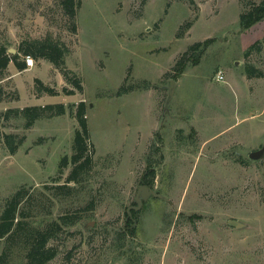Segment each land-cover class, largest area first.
Instances as JSON below:
<instances>
[{
  "label": "rangeland",
  "instance_id": "1",
  "mask_svg": "<svg viewBox=\"0 0 264 264\" xmlns=\"http://www.w3.org/2000/svg\"><path fill=\"white\" fill-rule=\"evenodd\" d=\"M78 1L77 33L59 0L0 3L2 39L13 49L49 35L65 42V68L84 86L45 59L25 71L12 62L0 82V219L9 199L28 193L23 230L1 241L3 264H27V234L54 222L47 264H264V20L240 25L263 0ZM207 40L204 52L190 49ZM37 80L58 95L38 94ZM82 101L95 165L68 183L73 166L60 163L73 155ZM56 103L67 113L30 129L4 116ZM7 134L24 138L15 154ZM142 187L150 196L139 206Z\"/></svg>",
  "mask_w": 264,
  "mask_h": 264
},
{
  "label": "trees",
  "instance_id": "2",
  "mask_svg": "<svg viewBox=\"0 0 264 264\" xmlns=\"http://www.w3.org/2000/svg\"><path fill=\"white\" fill-rule=\"evenodd\" d=\"M59 1L64 14L71 22L70 30L73 33H77V16L81 7V2L78 0ZM263 20L264 0L259 4H253L248 11L241 15L240 25L243 30H248ZM209 43L210 40L199 42L193 45L190 49L200 50V53H202L207 49ZM11 48L12 46L10 45V42L0 37V82L9 76L7 71L12 62L15 63L19 71H25L27 69L25 57L27 56L33 57L35 61L45 59L54 64L58 69L63 71L66 79L70 82L71 78L65 65L66 58L71 53V50L65 42L56 40L49 35L44 38H28L23 40L19 47L16 48V54L10 52ZM199 55H197L198 57L196 59L199 58ZM186 65V62L182 58L177 63V72L174 78L185 71ZM255 71L256 69L252 68L251 72L253 73ZM71 81L72 82L70 83H73L74 87L80 92L84 90L82 79L76 78ZM37 82L38 94L58 95V91L55 88L45 85L40 80H37ZM64 91L68 95L75 93V90H69L68 88H65ZM4 99V92L2 87H0V103L3 102ZM67 110L68 107L64 103H56L41 106H27L25 108H11L5 112L4 116L6 119H10L11 117L23 118L25 120V128L30 129L38 120L65 115ZM86 111V103L82 101L77 106L76 111L79 128L75 133L73 155L71 158L65 156L60 163L61 171H63L64 168H67L70 164L73 166L70 175L67 178L68 183L81 182L84 177L91 173L95 165V147L91 139V131ZM23 142L24 138L19 140V142H16V136L13 134H7L5 136L6 146L11 154H15ZM66 187L69 186H59L60 189ZM27 196V191L25 189H20L11 199L8 200L0 219V246L3 239L6 238L8 241H13L14 237L23 230L24 223L20 221L17 222V218L19 214L22 215V217H26L24 212H21V207L27 200ZM61 220L64 224L69 223L64 216H62ZM58 228H60V224L54 222L45 231L34 230L27 234V264H47L56 257L57 250L55 247L49 246V242L53 239ZM7 249L0 255V264H3L8 257Z\"/></svg>",
  "mask_w": 264,
  "mask_h": 264
},
{
  "label": "water",
  "instance_id": "3",
  "mask_svg": "<svg viewBox=\"0 0 264 264\" xmlns=\"http://www.w3.org/2000/svg\"><path fill=\"white\" fill-rule=\"evenodd\" d=\"M10 52L12 54H16L17 50L16 49H13L11 48L10 49ZM175 84V81H172V86ZM261 151H257V152H253L251 153L250 157L253 158V159H259L260 156H261ZM142 196L143 198H148L150 196V189L148 187H142L139 194H138V197H137V201L139 203V206L142 205V199L141 197ZM230 224L232 226H235L236 225V222L234 221H231Z\"/></svg>",
  "mask_w": 264,
  "mask_h": 264
},
{
  "label": "built area",
  "instance_id": "4",
  "mask_svg": "<svg viewBox=\"0 0 264 264\" xmlns=\"http://www.w3.org/2000/svg\"><path fill=\"white\" fill-rule=\"evenodd\" d=\"M25 62H26V65H27V68H32L34 67L35 65V60L33 57L31 56H27L25 57ZM217 80L218 81H225V74L223 71H220L218 74H217Z\"/></svg>",
  "mask_w": 264,
  "mask_h": 264
},
{
  "label": "crops",
  "instance_id": "5",
  "mask_svg": "<svg viewBox=\"0 0 264 264\" xmlns=\"http://www.w3.org/2000/svg\"><path fill=\"white\" fill-rule=\"evenodd\" d=\"M27 70V69H26Z\"/></svg>",
  "mask_w": 264,
  "mask_h": 264
}]
</instances>
